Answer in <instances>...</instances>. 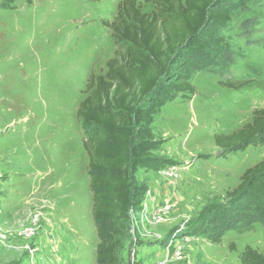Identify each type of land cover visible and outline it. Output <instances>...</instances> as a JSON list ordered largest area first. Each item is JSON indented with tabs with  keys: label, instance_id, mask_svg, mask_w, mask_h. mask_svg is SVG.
Masks as SVG:
<instances>
[{
	"label": "rangeland",
	"instance_id": "374dc122",
	"mask_svg": "<svg viewBox=\"0 0 264 264\" xmlns=\"http://www.w3.org/2000/svg\"><path fill=\"white\" fill-rule=\"evenodd\" d=\"M119 1L0 0V264L97 262L86 129L76 110L88 75H104L117 48L102 21L113 19ZM247 19L257 20V44L240 37ZM220 33L232 64L207 60L187 78L192 93L158 95L144 105L152 108V140L140 143L134 135L132 148L145 151L151 167L134 160L130 168L123 264H240L246 245L264 253L260 224L242 223L219 243L203 232L212 208L225 204L241 174L264 159V144L225 152L213 142L264 108V2L234 12ZM185 64L177 57L170 75ZM233 79L248 84L240 90L219 85ZM171 166L175 172L166 176ZM152 190L176 204L162 210L165 203L158 207Z\"/></svg>",
	"mask_w": 264,
	"mask_h": 264
},
{
	"label": "trees",
	"instance_id": "16d2710c",
	"mask_svg": "<svg viewBox=\"0 0 264 264\" xmlns=\"http://www.w3.org/2000/svg\"><path fill=\"white\" fill-rule=\"evenodd\" d=\"M144 2L153 6L151 12H143L137 0H120L113 19L102 21L117 48L106 62L104 75H88L85 98L76 110L77 120L86 129L82 147L88 158L91 215L98 238L96 264H123L126 227L122 220L132 204L130 168L134 160L144 168L151 167L149 155L132 148L134 135L140 143L152 140V108L144 105L158 95L168 98L170 93H192L187 78L193 67L201 68L207 60L232 64V49L220 31L227 29L234 12L246 13L250 5L264 0ZM256 22L247 19L240 23V37L247 45L259 43L252 39ZM180 56L190 64L170 75V66ZM247 84L235 79L219 81L232 90ZM213 142L225 152L263 145L264 108L254 111L251 120L232 133L215 134ZM225 198V204L212 208L203 230L212 243H219L226 232L242 223L264 226V159L247 168ZM238 260L240 264H264V253L246 245Z\"/></svg>",
	"mask_w": 264,
	"mask_h": 264
},
{
	"label": "built area",
	"instance_id": "2783aa9c",
	"mask_svg": "<svg viewBox=\"0 0 264 264\" xmlns=\"http://www.w3.org/2000/svg\"><path fill=\"white\" fill-rule=\"evenodd\" d=\"M173 172H175V167H173V166H171V167H169V168H167L165 171H164V174L166 175V176H170V175H172L173 174ZM176 203L174 202V199H172V198H169L166 202H165V204L163 205V207L161 208L162 210H169L171 207H173L174 205H175ZM161 210V211H162Z\"/></svg>",
	"mask_w": 264,
	"mask_h": 264
},
{
	"label": "crops",
	"instance_id": "0c3cea01",
	"mask_svg": "<svg viewBox=\"0 0 264 264\" xmlns=\"http://www.w3.org/2000/svg\"><path fill=\"white\" fill-rule=\"evenodd\" d=\"M166 192V191H165ZM171 194V192L169 193V195ZM164 195H165V193H164ZM151 196H152V198L155 200L156 199V205L158 206V207H161L164 203H165V201H166V199L164 200L162 197L163 196H161V194H160V192H157V191H153L152 190V194H151ZM163 199V200H162Z\"/></svg>",
	"mask_w": 264,
	"mask_h": 264
}]
</instances>
